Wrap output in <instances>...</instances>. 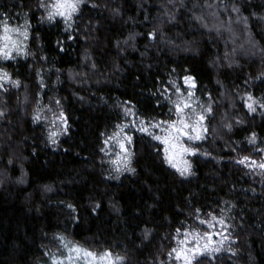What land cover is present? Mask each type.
I'll list each match as a JSON object with an SVG mask.
<instances>
[{
  "label": "trees",
  "instance_id": "obj_1",
  "mask_svg": "<svg viewBox=\"0 0 264 264\" xmlns=\"http://www.w3.org/2000/svg\"><path fill=\"white\" fill-rule=\"evenodd\" d=\"M52 2L0 0V29L27 31L2 62L0 264H42L65 241L183 264L169 253L185 232L220 247L192 264H264V0H83L71 27ZM177 89L212 109L185 176L140 130L172 118Z\"/></svg>",
  "mask_w": 264,
  "mask_h": 264
},
{
  "label": "snow or ice",
  "instance_id": "obj_2",
  "mask_svg": "<svg viewBox=\"0 0 264 264\" xmlns=\"http://www.w3.org/2000/svg\"><path fill=\"white\" fill-rule=\"evenodd\" d=\"M82 2H83V0H54V2H52L50 4H41L40 6L46 8V9H50L48 11V17H47L49 20H54L57 16H60V17H63L65 19L66 25L68 27H71L72 17L74 14L79 12L80 5ZM234 10L238 11V9H234ZM116 11H119V10L117 9ZM4 30L6 32L9 30L7 24L4 25ZM11 31H14L16 33H20L19 28L11 29ZM23 35L25 36V38L27 37V31L26 30L24 31ZM148 35L154 39L156 36L155 30L150 32ZM0 39L10 40L11 38L9 36H4V37H0ZM12 48H16V50L18 52H24V49L17 47L16 43L13 41L11 44V47H9V45H7V44L0 46V55H3L5 58L10 57L12 55ZM4 79H10V77H9L7 72L0 70V80H4ZM188 81H194V78L191 76H186L185 82H188ZM14 83L18 84L19 81H14ZM0 87H2V84H0ZM177 91L179 92V89H177ZM189 95H192V93H189ZM250 95L251 94H249V96ZM189 107H190V105L187 102H185L183 104L176 103L177 119L174 121L162 122V123L168 125V127L166 129H164L167 133V135H165V136L155 135V133L150 131V127L145 124L143 119H141V121H140V130L141 131L148 132L150 135H153L156 140H162L163 141V143L165 145L164 153H165L166 162L169 163L170 165H172L173 167L177 168L178 171L180 172V175H182V176L191 174V163L189 161L183 159L184 155L186 153H193L194 154L195 152L198 151L196 148H190L187 145L183 144L182 143V137H188L189 140H198V139L202 138L201 132L203 130H206V129H203V126H202V122L205 120V115L202 113L197 114V119L194 122H189L190 117L188 115H185V109H188ZM247 107L252 112L256 111V108H255L253 103H249L247 105ZM261 107H264V104H262ZM124 111L126 114L135 115V112L133 109L125 108ZM207 111H209V112L212 111L210 106L207 109ZM0 115H3V110H0ZM36 118L37 119L40 118L39 114H37ZM57 119H59L61 121V123L64 125L63 131L66 132L68 121H67V118L64 115V113L61 112L60 116ZM133 123H135V121H133ZM159 126H160V123L158 122V123L152 124L151 128H155V127H159ZM118 127L120 128L121 131H123V128L127 127V125H120ZM229 127H231V125H229ZM193 132H195L194 135L192 134ZM117 135L118 134L111 137L110 140L116 139ZM124 135H125V139L119 141V146L123 150V153L125 154L123 156V163L127 165L130 163V158L132 156V153L128 149V147H126L125 140L128 143H130L132 141V137L128 136L126 133ZM254 135L255 134H253V137H254ZM56 136H57L56 132L50 133V140L53 144H55V142H56V140H55ZM110 140H105V144L107 145L110 142ZM102 151H103V149H102ZM248 159H249L248 157H245L244 161H247ZM178 160L182 161L183 166H181V163L177 162ZM119 164H120V161L118 158L117 168H119ZM260 166L262 168H264V164H261ZM128 170L129 171H135L134 169H132L130 167L128 168ZM98 206L99 205H97V207ZM69 207H73V206L69 205ZM197 211H199V210H197ZM213 219H215V217H213ZM202 223H208V222L202 221ZM220 223L221 224L224 223L223 219L220 220ZM177 231L179 233L180 230L178 229ZM189 235L190 234L188 232H185L184 240L179 241V243L181 245H184V247H182L180 249H173L172 252L169 253L170 257L172 256V253H175V259L176 260L182 259L183 264H192L193 260H195L197 258V256H199L205 252L212 253V252H219L220 251L219 246L210 247V244L212 243V241H211L212 233H205L204 234L205 237L208 238V242L204 243L203 245L199 243V241L201 239H203V237H201L199 234H197L194 237L195 246L191 247V248L188 247ZM61 239H63V237H61ZM223 239H227V237H224ZM220 243L222 244L223 240ZM66 247H67V245H66ZM229 250L231 251L232 249H229ZM68 252H69V256L67 257V259L69 261H71L73 259L71 254L73 252H75L77 260H83V259L87 258L88 264H116L117 260H119V261L123 260V257H117V258H115V260L112 259V253L110 252V250H105V252L103 254H97V253L92 252L88 249H83L79 245H73L72 247H69ZM53 264H63V259L54 256L53 257ZM197 264H198V261H197Z\"/></svg>",
  "mask_w": 264,
  "mask_h": 264
},
{
  "label": "rangeland",
  "instance_id": "obj_3",
  "mask_svg": "<svg viewBox=\"0 0 264 264\" xmlns=\"http://www.w3.org/2000/svg\"><path fill=\"white\" fill-rule=\"evenodd\" d=\"M9 30L6 32L4 30V27L0 29V37H4V36H9L11 39L10 40H3V39H0V46H3L5 44L9 45V47H11V44L12 42L14 41L16 43V46L17 47H20V48H23V33L21 32L20 30V33H16L14 31H11V29H15V27H8ZM22 52H18L16 50V48H12V55L10 57H12L13 55H19L21 54ZM10 57H7L5 58L3 55H0V70H4V68L2 67V62H4V60H7L8 58ZM6 79L4 80H0V84H2L3 81H5ZM190 89H188V92H189ZM179 92H181V94L179 95L180 97H178L175 101V105L176 103H180V104H183L185 102H187L190 107L188 109H185V115H188L190 117V120L189 122H194L196 119H197V114L199 113H202L205 115V120L202 122V126H203V129H206V116H207V110L204 108H199V107H196L194 108L192 102H190V96L188 94V92H183L179 89ZM204 107V106H202ZM177 119V112H176V108H175V111L173 113V116L171 119L169 120H166V121H174ZM154 124V122H152L151 124L147 125L150 127V131L155 133V135H159V136H165L167 135L166 131L164 129H166L168 127V125L164 124V123H160V126L159 127H155V128H151V125ZM206 130H203L201 132V137H203V134L205 133ZM193 135L195 134V132L192 133ZM154 137V136H153ZM200 139L198 140H189L188 137H182V143L187 145L188 147L190 148H196V144L197 142L199 141ZM157 142L159 143L160 145V148H161V151H162V154H163V158L165 160V153H164V148H165V145L163 143L162 140H157ZM118 151H121L120 155H119V160L120 158H122V162L123 163V156H124V153H123V150L120 148H116ZM196 153V152H195ZM194 153V154H195ZM193 153H186L183 157L184 160H187L190 162V158L192 155H194ZM166 162V160H165ZM178 163H181V166L182 165V161L178 160L177 161ZM121 163L119 164V166L121 167ZM166 164L173 170L175 171H178L177 168L173 167L172 165H170L169 163L166 162ZM179 172V171H178ZM180 173V172H179ZM67 245V247H66ZM73 245H77V244H72V243H69L67 241H65L61 247H59V249L51 252L49 254V260L48 261H44L42 264H53V257H58V258H62L63 259V264H88V259H83V260H77L76 259V253L73 252L71 255L73 257V259L71 261H69L67 259V257L69 256V252H68V248L69 247H72ZM81 247V246H80ZM83 248V247H82ZM84 249V248H83ZM103 254V253H102ZM112 259L115 260V257L112 256ZM117 264V262H116Z\"/></svg>",
  "mask_w": 264,
  "mask_h": 264
}]
</instances>
